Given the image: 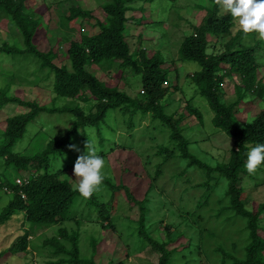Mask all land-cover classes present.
<instances>
[{
  "label": "rangeland",
  "instance_id": "374dc122",
  "mask_svg": "<svg viewBox=\"0 0 264 264\" xmlns=\"http://www.w3.org/2000/svg\"><path fill=\"white\" fill-rule=\"evenodd\" d=\"M108 1L28 0L26 6L29 11L33 12L34 17L41 18L33 43L42 53L51 51L52 62L70 67L66 53L70 41L77 40L84 32H96L97 28L92 20L85 23L77 21L67 26L61 22V14L67 15L64 11L72 4H78L91 10L93 15H99L102 20L101 5ZM204 2L206 7H211V2L207 0L130 1L127 15L134 19L132 23L126 24L125 32L131 48L139 45L145 48L148 57L156 52L163 59L161 67L168 69L167 82L163 84L166 91L160 99L163 110L175 116L184 114L180 124L186 127L183 134L191 141L189 151L214 166L228 159L233 139L212 124L214 112L192 80L200 67L196 62L182 60L178 51L183 38L193 34L194 28L205 17L207 8H201ZM234 22L226 38L215 40L209 37L207 53H221L226 49L228 40L240 31L237 20ZM239 41L241 43H234L231 47L253 49L258 65L255 75L264 83V40L259 38L258 33H251L247 36L243 34ZM5 43L17 49L15 53L0 52V90L6 97L44 102L47 107L68 104L69 99L55 97L52 91L53 74L42 66L41 58L24 52L22 35L10 19L0 12V46ZM88 69L110 87H116L132 98L142 99L141 75L132 68L119 70L116 66L92 64ZM240 81L234 73L223 80L220 87L225 102L236 100L235 85H240ZM77 103L85 106L83 101ZM90 104L86 103L87 106ZM188 106L202 113V125L186 109ZM263 106L264 101L250 96L249 102L238 105L240 111L236 116L240 122H244L258 114ZM28 110V107L16 102L0 105V142L5 119ZM72 122L73 117L69 114L41 112L27 124L25 133L12 151L31 156L44 149L49 139H59ZM169 135L168 127L149 111L145 114L136 111L129 119L128 114L114 109L108 112L97 129L85 128V133L79 131L75 135L72 144L78 150L72 149L51 161L49 171L62 170L59 177L68 180L75 188L78 181L73 175V168L77 157L87 151V139L105 160V178L100 191L95 192L90 199L77 197L70 209L74 219L63 223L68 230L78 233L82 259H92L94 264L158 262L159 251L153 249L138 233L137 206L129 203L124 189L113 192V184L125 185L136 199H142L145 191L152 186L147 195L151 202L147 205L149 212L145 226L159 243H165L169 235L164 226L170 225L172 239L166 243V248L171 250L172 264H234L231 258H225L222 250L233 257H243L248 233L245 230L246 222L229 210L226 181L216 175L207 177L202 170L188 167ZM160 147H166L170 155L167 152L159 153ZM161 163L162 170L156 175ZM3 164L0 158V213L12 196L2 183L6 182V178L14 179L16 183L18 178L22 180L27 175L26 171H22V176L14 178V171H5ZM154 175L156 180L153 179ZM241 186L244 207L255 211L264 202V168L261 167L255 175L242 176ZM100 209L102 214L110 212V219L102 221ZM102 222L106 223L105 226ZM258 225L264 229V212L259 216ZM18 226L19 220L15 217L0 225V264H50L56 260L52 258L53 252L44 240L56 236L59 225L39 229L26 226L29 231L26 252L12 254L10 247L20 234ZM261 229L259 233L263 234Z\"/></svg>",
  "mask_w": 264,
  "mask_h": 264
},
{
  "label": "trees",
  "instance_id": "16d2710c",
  "mask_svg": "<svg viewBox=\"0 0 264 264\" xmlns=\"http://www.w3.org/2000/svg\"><path fill=\"white\" fill-rule=\"evenodd\" d=\"M27 1L0 0V12L10 19L22 35L24 52L41 58L42 66L47 67L48 72L53 74L52 91L55 97H62L70 101L67 100L68 104H62V106L47 107L43 104L44 102L26 101L16 96L6 97L0 90V105L16 102L29 108L26 112L5 119L4 132L0 142V158L4 162L5 171H14V178L22 176L20 174L22 171L27 172V175L22 179L26 182L22 185L16 184L14 179L7 180V178L6 182L2 183L12 193V196L0 213V225L15 217L19 220L18 228L21 229H18L20 234L10 247L12 254L19 251L26 252L27 237L29 236L26 226L39 229L40 227L59 225L57 235L44 240V243L53 252L52 258L56 259L50 264H94L92 259L86 261L81 258L78 233L68 230L63 225L64 222L74 219L70 209L80 194L68 180L59 177L62 170L51 172L49 165L59 155L72 150L69 146L73 145L72 140L79 131L85 133V128L89 127L97 129L110 110L119 109L122 113L128 114L129 119L136 111L142 114L151 112L155 119L168 127L169 137L176 144L180 157L186 161L188 167L202 170L207 177L216 175L219 179L226 181L229 210L245 220V230L248 233L242 258L233 257L223 250L222 254L225 258H231L234 264H264V229L258 225L259 216L264 212V202L259 204L255 211H250L244 207L241 201L242 176L249 175L244 167L247 162V153L257 144L264 143V106L258 114L244 122H240L236 116L240 111L238 105L249 102L250 96L264 101V83L255 75L258 65L253 49L245 46L236 49L231 47L234 43H241L239 38L244 34L241 30L228 40L224 51L216 54L207 53L209 37H214L216 40L230 35L235 24L232 16L220 13L221 9L214 4V0H207L211 2L209 8L206 7L205 1L201 7L207 8L205 17L194 28L193 34L183 38L178 50L182 60L196 62L200 67L193 75L192 80L198 87L199 94L206 99L214 112L212 124L217 130L223 131L233 139V147L230 149L228 159L217 162L213 166L189 151L191 141L183 134L186 127L180 124L184 114L179 113L175 116L166 114L163 110L160 99L166 91L163 84L167 82L168 74V69L161 67L164 63L163 59L156 52L148 57L145 48L139 47V45L131 48L127 41L125 27L128 22L132 23L134 19L127 15L128 3L133 0H110L103 3L101 5L104 16L102 20L99 15H93L91 10L82 8L78 4L69 6L64 11L67 12V15L61 14V22L67 26L77 21L85 23L92 20L97 28L96 32L91 34L84 32L77 40L70 41L66 52L70 67L52 62L51 51L42 53L33 43L41 18L40 16L34 17L33 12L29 11L30 9L26 6ZM83 31L82 27L81 32ZM0 52L15 53L17 49L5 43L0 46ZM92 64L116 66L119 70L130 67L136 73H140L143 86L142 99L132 98L116 87L107 85L88 69V66ZM231 73L239 76L241 84L235 85L236 100L227 103L223 100L220 86ZM77 101H81V103L83 101L85 106H80ZM90 102L91 104L87 106L86 103ZM186 109L198 118L200 125L203 124L202 113L198 109L191 106ZM41 112L69 114L73 117V122L59 139H49L41 151L31 156L13 152L12 148L22 138L27 124ZM164 152H167L168 156L170 155L166 147H160L159 153ZM162 166L163 163L158 165L156 175L160 173ZM261 167L264 168V165ZM156 178L154 175L153 179L156 180ZM205 185L208 184L205 183ZM151 188L152 186L145 191L142 199H136L125 185L113 184V192L117 193L124 189L125 197L129 203L137 206L139 211L138 233L153 249L159 251L157 264H172L171 250L166 248V243L172 239L170 225L165 224L164 226L169 235L165 243H159L145 226V218L149 212L147 205L151 202L147 195ZM102 209L99 210L101 220L110 219V212L102 214ZM113 213H115L114 203ZM105 224L103 223V226ZM260 229L263 234L259 233Z\"/></svg>",
  "mask_w": 264,
  "mask_h": 264
},
{
  "label": "clouds",
  "instance_id": "9594fccd",
  "mask_svg": "<svg viewBox=\"0 0 264 264\" xmlns=\"http://www.w3.org/2000/svg\"><path fill=\"white\" fill-rule=\"evenodd\" d=\"M214 4L237 20L246 36L258 33L259 38L264 40V0H214ZM69 147L78 150L75 145ZM85 148L86 153L79 155L75 161L73 175L78 181L75 190L84 199H90L103 185V169L106 165L104 158L97 154V149L88 139ZM261 165H264V143L250 149L244 167L249 175H255Z\"/></svg>",
  "mask_w": 264,
  "mask_h": 264
},
{
  "label": "built area",
  "instance_id": "2783aa9c",
  "mask_svg": "<svg viewBox=\"0 0 264 264\" xmlns=\"http://www.w3.org/2000/svg\"><path fill=\"white\" fill-rule=\"evenodd\" d=\"M26 181H23V180H21L20 178H18L17 180H16V183L18 184V185H22L23 183H25Z\"/></svg>",
  "mask_w": 264,
  "mask_h": 264
}]
</instances>
